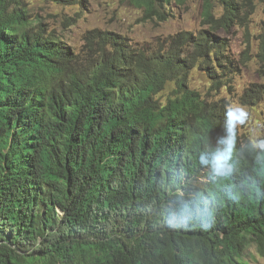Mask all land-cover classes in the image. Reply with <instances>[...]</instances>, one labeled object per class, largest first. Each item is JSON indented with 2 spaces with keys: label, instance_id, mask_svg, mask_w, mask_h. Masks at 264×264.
Returning <instances> with one entry per match:
<instances>
[{
  "label": "trees",
  "instance_id": "obj_1",
  "mask_svg": "<svg viewBox=\"0 0 264 264\" xmlns=\"http://www.w3.org/2000/svg\"><path fill=\"white\" fill-rule=\"evenodd\" d=\"M136 1L165 21L159 3L188 0ZM257 1L203 0L207 28L157 48L94 30L78 51L26 0H0V264H247L250 247L264 258V148L216 98L264 110V84L232 85L251 35L235 62L217 33L248 28ZM256 41L263 67L264 21Z\"/></svg>",
  "mask_w": 264,
  "mask_h": 264
},
{
  "label": "rangeland",
  "instance_id": "obj_2",
  "mask_svg": "<svg viewBox=\"0 0 264 264\" xmlns=\"http://www.w3.org/2000/svg\"><path fill=\"white\" fill-rule=\"evenodd\" d=\"M29 6V14L36 19L48 31L56 32L70 46L78 51L85 48L84 37L94 30L109 31L122 35L132 44L153 45L158 47L168 36L181 31H189L195 34L201 29H206L202 21V1L188 0L184 5L171 4L166 7L159 3V11L167 12L165 21H159L154 15L144 13L141 4L136 0H80L77 4H57L53 1L26 0ZM215 11L220 12L219 7ZM264 21V3L258 0L254 13L250 17L248 28L234 27L230 32L218 31L221 37L229 41V50L235 62L241 60L244 54L246 34L251 35L250 61L241 68L240 74L232 85L240 92L250 84H264V66L255 61L257 53L256 38L260 33ZM237 65V63H236ZM190 83L194 88L206 90V82L203 75L191 72ZM232 94L234 89L232 88ZM215 97L211 92L210 98ZM224 97L226 104L232 108L237 97L230 96L227 91L217 92L216 98ZM241 105V104H238ZM244 106L248 115L243 124L235 122L239 135L253 143L264 140L263 108ZM243 259L247 264H264V258L256 253L254 247L248 248Z\"/></svg>",
  "mask_w": 264,
  "mask_h": 264
},
{
  "label": "clouds",
  "instance_id": "obj_3",
  "mask_svg": "<svg viewBox=\"0 0 264 264\" xmlns=\"http://www.w3.org/2000/svg\"><path fill=\"white\" fill-rule=\"evenodd\" d=\"M233 115H235L237 117V121H236L237 123L243 124L246 121L248 113H247L244 106L237 104L231 108V112L229 115L230 122H231V118ZM256 146L260 147V148H264V141H261L260 144H258ZM214 168L216 169L217 173L219 174L220 169L218 167H216L215 164H214Z\"/></svg>",
  "mask_w": 264,
  "mask_h": 264
}]
</instances>
